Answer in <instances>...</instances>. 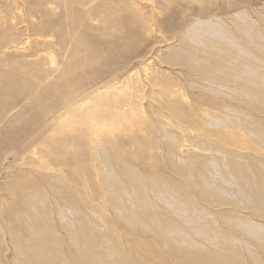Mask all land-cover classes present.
<instances>
[{"label": "rangeland", "instance_id": "374dc122", "mask_svg": "<svg viewBox=\"0 0 264 264\" xmlns=\"http://www.w3.org/2000/svg\"><path fill=\"white\" fill-rule=\"evenodd\" d=\"M40 1L0 0V24H12L0 71L43 63L42 90L68 54L52 27L48 38L38 36L41 20L56 25L67 16L66 0ZM83 7L73 5L80 18L72 28L86 49L98 47L104 63L108 41L123 35L116 23L125 21L139 32L127 74L156 70L170 94L146 86L143 114L137 106L120 124H100L88 143L83 127L33 138L16 115L0 124V264H264V0H87ZM150 17L152 25L135 22ZM43 39L52 44L37 48ZM82 50L81 58L89 53ZM165 101L178 111L160 108ZM23 103L14 112L23 114ZM59 136L73 143L54 152ZM114 136L118 148L104 144Z\"/></svg>", "mask_w": 264, "mask_h": 264}, {"label": "bare ground", "instance_id": "6f19581e", "mask_svg": "<svg viewBox=\"0 0 264 264\" xmlns=\"http://www.w3.org/2000/svg\"><path fill=\"white\" fill-rule=\"evenodd\" d=\"M25 1H27V0H25ZM170 1H173V0H170ZM33 2H34V0H33ZM40 2L42 3V5L44 4L43 0ZM86 2H87V0H80L79 2H76V0H66L65 3L62 2V4L64 3L63 8H65V10H67V13H66L67 16L65 15L66 17H64L63 20H58L56 22V25H53L51 20L50 21H45V20L42 21L41 20L40 24H38V27H40L39 31L42 33L41 34V33L37 32L38 36L48 38L47 37L48 35L46 36V34H45V30L49 29L50 31H52L50 27H52L55 31H58L60 33V37H59L60 39L58 40V46H59L60 50L64 52L63 55L66 56V54H68V56H67L68 59L65 61V63L60 64L61 65L60 68H62V71L60 73L61 75L57 79L54 78L55 80L52 82V84L50 83V85H48L45 89H42V90L39 89L38 86L40 85V82L42 80H44L43 77L38 78V76H37L38 73L42 72L43 65H45L41 62L40 63L42 65L39 64L38 62L37 63L34 62L32 64V66H27V65H25L26 63H22L18 68H14V69L8 68V70L0 71V124H2L5 120L8 121L9 116L16 115L17 125H18V123L20 125L21 124L25 125V127L22 128V132L27 133L26 137H28L29 135L35 134V136L33 135L34 136L33 138H35L37 135H40L43 132V130L50 129V128H53L55 130L56 134H59L60 132H64L63 134H66L67 132H69L71 130H74V129L79 128V127H83L85 130V131H83V136L86 137L87 143H88L89 139H91V135L93 133H95L96 129L98 128V126H100V124L105 125L108 128L112 125L120 124L124 120L127 119L128 115L132 114L133 112H136L137 106H139L137 111L139 110V112L143 114L144 113V108H143L144 104L141 101L145 97L144 93H145V87L146 86L149 89H151L152 87H156V86L160 85L162 87L161 93H163V95L166 94V96H168L170 94L169 93L170 91L167 90L169 88L168 85H170L168 81H166L164 79H163V81H156L155 80L156 76L159 74L156 72V70L151 71L148 68L143 67V69H142L143 77L136 74V78L134 79L133 78L134 75H132V78L134 80H132V82H131L130 79H132V78L130 77L129 73L127 74V71L129 72V67L131 66L130 59L134 55V53H133V51H135L134 48L137 50V47L139 46V43H137V41L139 40V37L137 36V34H139V32L137 33L136 32L137 29H133V27H132V29L125 28V25L127 24V23L125 24V21H124V23L121 24V22H120L121 20L118 19V21L116 23V27L114 29L116 30L117 33L122 32L123 35H121V37H116V38L110 40V43L108 41V43H107L108 44V50L104 49V50H107V54L105 55V58H103L105 60L104 63L99 61L101 59L99 57L100 53H98V51L100 49L97 50L98 47L95 48L97 52L93 51L92 49H86L89 45H88L87 40H84L85 36L83 35L82 31L81 32L79 31L80 33L77 32L78 34H76L77 28L76 29L72 28V27H74L72 25L77 20H79V18H80V17L78 18V16H79L78 13L73 9V5H75V3H76V5H77V3H79V6L81 5V7H83L86 4ZM88 3H89V1H88ZM24 4H25V2H24ZM60 5H61V3H60ZM29 8H30V6H29ZM74 8H75V6H74ZM131 8H133V7H131ZM88 9H90V8H88ZM127 10H125V12ZM139 10H140V8H139ZM131 11H132V9H131ZM58 12H59V10H58ZM83 12H85V14H84L85 16L87 13L89 14V11L86 12V10H84ZM22 13H24V12H22ZM49 13H51V12H49ZM116 13H117V11H115V14ZM39 14H40V12H39ZM41 14H44V12H41ZM131 14H132V16L134 15L133 12ZM44 15H46V14H44ZM126 15H128V14H126ZM129 15H128V17H129ZM46 16H48V15H46ZM99 16H101V15H99ZM123 16L125 19V15H123ZM56 17H57V15H56ZM5 18H7V16ZM20 18H21V16H20ZM43 18H44V16H43ZM119 18H121V17H119ZM130 18H131V16H130ZM152 19H153L152 17H150L146 20L145 19L142 20V19L138 18L135 22L137 25L140 22H141L140 25H143V26L152 25V24H147V22L149 23L150 20H152ZM6 20L3 21L2 25L0 24L1 25L0 26V52H3L2 51L3 49L9 48V46H7V42H8V38L10 36V29H11L12 24L7 22ZM153 21L158 22L155 19ZM130 22H132V21L130 20ZM34 24H36V23H34ZM77 24H78V22H77ZM111 25H112V23H111ZM140 25H138V26H140ZM153 25H155V24H153ZM126 26H128V25H126ZM32 28L34 29V26H32ZM149 28H147V29H149ZM12 30H13V28H12ZM81 30H83V29H81ZM140 34H142V33L140 32ZM55 35H53L54 38H55ZM57 35H58V33H57ZM101 35H102V33H101ZM112 36H114V35H112ZM140 37L142 38L143 36L141 35ZM13 38L14 37H12V39ZM43 40H44L43 42L40 41V43H36L37 48L39 47L38 44H40L41 47H43L46 44L47 45L52 44V43H50L51 41L49 42V39L48 40L43 39ZM122 40H125L129 45L123 46L121 44ZM141 42H143V41L141 40ZM68 44H70L69 49H68ZM136 44L138 45L137 47H135ZM10 45H11V43H10ZM148 46H149V44H148ZM52 47H55V46H52ZM110 47L112 49H110ZM67 49H68V52H67ZM82 49H85V51L88 50L87 52H85V54H87L89 52L87 55H84L85 57H83V58H81L79 55V53ZM142 50H145V48ZM140 51H141V49H140ZM149 51H150V49H149ZM36 52H38V50ZM144 52H146V51H144ZM140 54H141L140 56H142V53H140ZM78 55H79V57H78ZM144 55H145V53H144ZM1 57H3V56H1ZM98 61L101 63H97ZM9 62L11 63V61L9 60L7 62V64H10ZM162 62H164V60H162ZM26 68H28V69H26ZM57 68H59V65L57 66ZM59 69H58V72H59ZM19 70H21L22 72L27 71L28 72L27 76H21V78L18 79L17 75H12V71L16 72ZM54 70H56V69L51 70V72H53ZM121 70H123V71H121ZM124 74H126V75L123 76ZM48 75H49V73H48ZM36 78L38 80V83H37V81L34 82L36 80ZM18 83H19V85H18ZM102 87L104 89L100 90ZM163 89L165 90L164 92H163ZM22 102H24L23 104H25V106L27 107L26 111L23 114L14 112V110L17 108L19 103H22ZM160 105H161L160 108H164L165 110L171 112L172 114L174 112L178 111V108H179L173 101L170 103L165 101ZM214 105L215 104H211L209 106L214 107ZM223 106L224 105H222V107ZM149 107L151 108V106H149ZM107 110H112L113 112L112 113H111V111L107 112ZM24 114H26V118H24V116H23ZM180 115L184 116V114H182V113H180ZM184 122H185L184 118L182 120L178 119V123L183 124ZM5 124H6V122H5ZM15 125H13V126H15ZM10 127H11V125H10ZM10 127L8 129H10ZM16 132H17V130H13L14 134ZM3 133H5V132H3ZM11 134H12V132H11ZM117 141H118V139L116 136L110 137V138L107 137L104 139V144L109 145V146H115L117 144ZM126 142L127 141L122 140L121 143H119V144H126ZM72 143H73L72 137H68V140L67 139L65 140L59 136L55 140V144L53 146V148L55 150L54 152L59 151L58 149H60L62 147H65V148H67V146L70 147V145ZM115 147H117V146H115ZM118 152L120 154L122 153L120 150H118ZM129 160L131 161V159L128 158L127 161H129ZM132 161L134 163L136 162L135 160H132ZM69 163L71 164L70 160H69ZM137 166H138V164H137ZM144 171L146 172L149 170H144ZM154 172H157V171H154ZM7 189L9 191L11 190L10 188H7Z\"/></svg>", "mask_w": 264, "mask_h": 264}]
</instances>
